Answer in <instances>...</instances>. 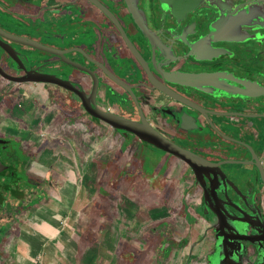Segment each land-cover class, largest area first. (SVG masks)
<instances>
[{
    "label": "flooded vegetation",
    "instance_id": "1",
    "mask_svg": "<svg viewBox=\"0 0 264 264\" xmlns=\"http://www.w3.org/2000/svg\"><path fill=\"white\" fill-rule=\"evenodd\" d=\"M96 1L119 28L89 0H0V238L15 231L26 212L53 202L52 171L57 164L69 166L68 142L78 139L76 151L84 154L91 125L133 136L92 118L72 90L7 78L31 71L66 81L98 110L138 123L145 119L198 160L193 170L141 141L175 164L178 182L189 183L203 231L194 241L182 239L188 243L182 264H191L193 252L201 264H264V0H135L145 30L126 0ZM214 22L218 29L210 34ZM19 40L63 51L85 69ZM191 45L197 56L218 58H187ZM154 51L173 63L154 59ZM216 71L226 91L209 85L208 75L191 86L166 80ZM28 84L34 92L26 99L19 88ZM60 105L65 109L57 110ZM57 126L66 133L56 134Z\"/></svg>",
    "mask_w": 264,
    "mask_h": 264
},
{
    "label": "rangeland",
    "instance_id": "2",
    "mask_svg": "<svg viewBox=\"0 0 264 264\" xmlns=\"http://www.w3.org/2000/svg\"><path fill=\"white\" fill-rule=\"evenodd\" d=\"M33 87L19 89L27 99ZM60 107L65 109L60 105L57 110ZM65 133L57 126L56 134ZM57 137V143H64V136ZM84 142V154L76 151L78 139L68 142L69 166L57 164L52 171L57 178L71 176L81 191L74 200L81 216L71 238L76 264H182L188 253L182 239L188 235L194 241L203 225L193 214L189 183L177 181L175 164L134 136L105 127L89 126ZM44 158L40 157V167ZM40 167L37 171L45 174ZM66 169L71 175L61 176ZM187 217L196 222L186 224ZM195 258L193 252L191 264L205 262Z\"/></svg>",
    "mask_w": 264,
    "mask_h": 264
},
{
    "label": "crops",
    "instance_id": "3",
    "mask_svg": "<svg viewBox=\"0 0 264 264\" xmlns=\"http://www.w3.org/2000/svg\"><path fill=\"white\" fill-rule=\"evenodd\" d=\"M70 178L56 179L57 192L47 209L26 212L15 231L0 238V264H76L71 238L81 216L74 203L81 191Z\"/></svg>",
    "mask_w": 264,
    "mask_h": 264
},
{
    "label": "water",
    "instance_id": "4",
    "mask_svg": "<svg viewBox=\"0 0 264 264\" xmlns=\"http://www.w3.org/2000/svg\"><path fill=\"white\" fill-rule=\"evenodd\" d=\"M127 4H128V11L131 15V17L135 20V22L142 26V28L145 30L144 25L142 23V19L139 15V13L137 12V9L135 7V0H126ZM163 1V0H161ZM89 2L91 4H93L97 9H99L112 23H114L115 26H117V28H119L117 21L115 20V18L113 17V15L107 11L98 1L96 0H89ZM133 2V3H132ZM132 3V4H131ZM220 20L217 21V23L219 24ZM217 24L214 22L213 24H211L209 26V31L210 34H212V32L214 33V31H217ZM124 40L127 42V45L130 49L132 48V45L130 44L129 40L127 39L125 33H123V31H120ZM210 34L207 36L209 37ZM21 39H27L26 37H21ZM20 41V40H19ZM214 41H218L216 39H214ZM20 43H22V45H26L28 47H31L33 49H37L42 53L45 54H49L52 56H56L58 58L61 59L62 62L66 63V64H71L76 66L79 69H85L84 67L72 63L71 61H69L65 56L63 51H54L53 49H51V47H42L40 46L39 43H36L34 41H29V42H24V41H20ZM174 42L171 40L170 41V45H173ZM44 46V45H43ZM195 46L191 45L188 46V48L191 51H188L187 54V58H192L194 59L196 62H204V61H212V58L217 59V56H197L195 54V52L193 51V48ZM12 57L17 60L16 56L12 54V52L10 51ZM134 55L136 57L137 54L134 53ZM152 57H154V59H160L161 61H168L169 63H173V61H169L167 59H165L164 57V53L163 51H154L152 52ZM201 67V66H200ZM25 75L19 78H13V77H7L10 81H14L17 83H22V82H34V83H51V84H55L58 85L60 87L69 89L74 91L76 94L79 95V97L81 98L82 102H83V106L86 108V110L88 111V113L90 114V116L92 118H94L95 120L100 121L101 123H104L105 125L109 126L111 129L114 130H120L126 133H130L133 136H135L136 138H138L140 141L146 142L152 146H154L155 148L164 151L166 153H169L175 157H177L178 159L184 161L185 163H187L193 170H196V167L199 165L198 160L189 152L181 149L180 147L176 146L175 144H173L172 142H170L169 140H167L166 138H164L162 135H160L156 130H154L145 119H141V122H134L128 119H125L119 115H114L111 113H107V112H103L101 110H98L97 108L92 107L90 104H88L87 102H85V98L83 96V94L81 92H79L78 90H76L75 88L71 87L70 84H68L66 81L63 80H59L56 79L52 76H48L45 74H38V73H33L31 71H25ZM164 72V71H163ZM160 76H162L161 73H158ZM217 71L214 73H199V74H195L194 76H168L167 77V81H169L170 83H174V84H186V85H196V83L200 82V81H196L195 78L204 76V75H208L210 80L206 81L207 83H209V85H211L213 88H216L218 90H222V91H226L227 89L224 86H219L218 82H219V78L217 75ZM163 77V76H162ZM185 80V82H183L182 80ZM225 81V80H224ZM182 82V83H181ZM159 91H161L162 93H166V91L164 89L158 88ZM248 238V237H247Z\"/></svg>",
    "mask_w": 264,
    "mask_h": 264
}]
</instances>
